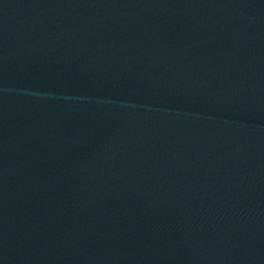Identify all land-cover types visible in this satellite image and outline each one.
<instances>
[{
  "label": "water",
  "instance_id": "water-1",
  "mask_svg": "<svg viewBox=\"0 0 264 264\" xmlns=\"http://www.w3.org/2000/svg\"><path fill=\"white\" fill-rule=\"evenodd\" d=\"M0 264H264V0H0Z\"/></svg>",
  "mask_w": 264,
  "mask_h": 264
}]
</instances>
